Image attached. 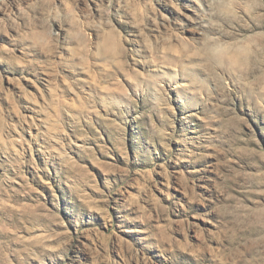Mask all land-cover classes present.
<instances>
[{
  "label": "rangeland",
  "instance_id": "rangeland-1",
  "mask_svg": "<svg viewBox=\"0 0 264 264\" xmlns=\"http://www.w3.org/2000/svg\"><path fill=\"white\" fill-rule=\"evenodd\" d=\"M0 264H264V0H0Z\"/></svg>",
  "mask_w": 264,
  "mask_h": 264
}]
</instances>
